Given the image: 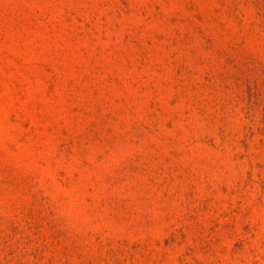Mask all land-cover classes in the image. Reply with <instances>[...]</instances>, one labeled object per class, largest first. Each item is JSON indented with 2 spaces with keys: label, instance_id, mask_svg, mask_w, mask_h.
Returning a JSON list of instances; mask_svg holds the SVG:
<instances>
[{
  "label": "rangeland",
  "instance_id": "374dc122",
  "mask_svg": "<svg viewBox=\"0 0 264 264\" xmlns=\"http://www.w3.org/2000/svg\"><path fill=\"white\" fill-rule=\"evenodd\" d=\"M0 264H264V0H0Z\"/></svg>",
  "mask_w": 264,
  "mask_h": 264
}]
</instances>
